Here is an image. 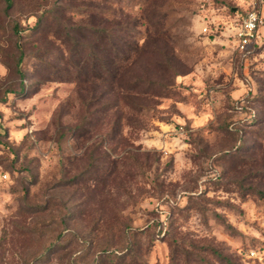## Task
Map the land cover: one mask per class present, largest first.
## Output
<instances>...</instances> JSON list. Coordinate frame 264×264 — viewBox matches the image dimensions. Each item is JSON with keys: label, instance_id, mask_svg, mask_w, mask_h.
I'll return each mask as SVG.
<instances>
[{"label": "rangeland", "instance_id": "rangeland-1", "mask_svg": "<svg viewBox=\"0 0 264 264\" xmlns=\"http://www.w3.org/2000/svg\"><path fill=\"white\" fill-rule=\"evenodd\" d=\"M11 2L0 0V264H88L119 246L125 264H264V24L243 49L233 36L240 13L264 19V0H153L162 51L139 64L170 91L113 142L107 124L84 132L105 98L74 78L56 38L80 19L70 1ZM128 152L104 184L103 161Z\"/></svg>", "mask_w": 264, "mask_h": 264}, {"label": "trees", "instance_id": "trees-1", "mask_svg": "<svg viewBox=\"0 0 264 264\" xmlns=\"http://www.w3.org/2000/svg\"><path fill=\"white\" fill-rule=\"evenodd\" d=\"M5 1L8 6L12 4L11 0ZM69 1L70 4L62 8L70 9L80 19L73 23L63 24L56 38L60 39L69 48V62L72 64L74 78H77L80 82L102 87L100 98H105L90 111L89 115L93 123H86L88 126L84 129V132L91 131L94 126L101 129L104 124H107V129L110 131V140L113 142L119 134L122 135L124 126L134 124L135 115L151 109L152 99L165 97L170 91V82L168 83L167 79L164 78V81H162L149 77L146 74L148 69L145 65L141 66L139 64L143 54L152 50V53L162 51L159 44H157V32L159 31L157 21L161 14L160 10L157 9L160 8L153 0H141L139 7L142 9L141 14L136 16L131 13L129 8L134 0ZM47 12L44 10L38 18L39 33L42 34H44L43 32L47 27H43V24L40 25V22L41 19L43 21V17ZM62 21H65V16L62 17ZM139 26H145L147 30L148 40L143 44H139V38L136 37L140 34ZM48 27L54 26L48 24ZM154 35L156 38L152 39ZM22 57L23 53L20 52L16 67L23 77L24 73L21 70ZM61 59H65L63 55ZM161 67H165V70L168 71L172 66L169 61H165ZM68 69H65V72L69 73ZM142 72L146 76H140L143 74ZM174 75L176 76L178 73H173ZM24 90L25 87L22 85L19 94H22ZM257 118L255 115L251 121L253 122ZM122 141L124 140L122 139ZM119 143H121V140L117 142V144ZM128 157L129 152L121 159L115 157L113 161L108 163L103 161V169L106 171L105 182L100 181L104 179L97 176L93 183L94 186L101 184V182L106 185L113 184V182L111 183L113 177L108 181L109 183L107 180L112 174L117 173L118 163L126 161ZM257 193L260 198H264L263 190L258 189ZM100 222H102L101 217L97 220V224ZM99 252L104 256L99 261L93 260L88 264H100L102 261L106 264H117L116 261H118V264H125L127 256L130 253L133 254L126 247L120 246L112 249L104 247ZM217 256L220 257L219 254ZM133 258H135L134 255ZM221 259L228 262L227 257L221 256ZM130 264L142 263L132 260Z\"/></svg>", "mask_w": 264, "mask_h": 264}, {"label": "built area", "instance_id": "built-area-1", "mask_svg": "<svg viewBox=\"0 0 264 264\" xmlns=\"http://www.w3.org/2000/svg\"><path fill=\"white\" fill-rule=\"evenodd\" d=\"M249 0H246L248 2ZM263 1V0H259ZM264 24V19L256 11L248 10L238 15L233 36L236 44L243 49L257 34L258 27ZM5 177V175H4Z\"/></svg>", "mask_w": 264, "mask_h": 264}]
</instances>
